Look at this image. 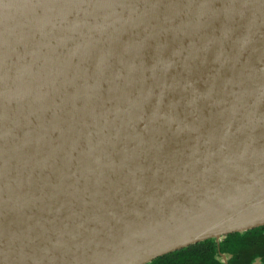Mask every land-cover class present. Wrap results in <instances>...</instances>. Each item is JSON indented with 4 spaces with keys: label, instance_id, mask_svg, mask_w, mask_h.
<instances>
[{
    "label": "water",
    "instance_id": "95a60500",
    "mask_svg": "<svg viewBox=\"0 0 264 264\" xmlns=\"http://www.w3.org/2000/svg\"><path fill=\"white\" fill-rule=\"evenodd\" d=\"M261 226L264 0H0V264Z\"/></svg>",
    "mask_w": 264,
    "mask_h": 264
},
{
    "label": "trees",
    "instance_id": "16d2710c",
    "mask_svg": "<svg viewBox=\"0 0 264 264\" xmlns=\"http://www.w3.org/2000/svg\"><path fill=\"white\" fill-rule=\"evenodd\" d=\"M214 238L199 242L155 259L149 264H224ZM220 249L229 264H251L257 256L264 257V226L227 235Z\"/></svg>",
    "mask_w": 264,
    "mask_h": 264
},
{
    "label": "flooded vegetation",
    "instance_id": "af4514ba",
    "mask_svg": "<svg viewBox=\"0 0 264 264\" xmlns=\"http://www.w3.org/2000/svg\"><path fill=\"white\" fill-rule=\"evenodd\" d=\"M217 244H218V243H217ZM217 247H218L219 255H220L221 259H222V262H223L224 264H226V263L223 261V258H222V256H221L222 253H223V254H226V253H224V252L221 251V249L219 248V245H217ZM226 256H227V255H226ZM227 258H228V256H227ZM228 264H229V260H228ZM251 264H264V257H263V256H257V257L252 261Z\"/></svg>",
    "mask_w": 264,
    "mask_h": 264
}]
</instances>
